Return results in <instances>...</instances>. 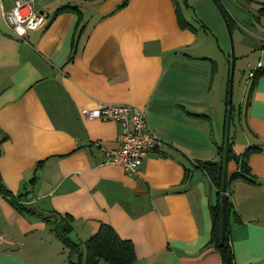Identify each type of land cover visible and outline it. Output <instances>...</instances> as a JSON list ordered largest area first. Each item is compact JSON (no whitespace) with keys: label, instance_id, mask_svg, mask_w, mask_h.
<instances>
[{"label":"crops","instance_id":"obj_1","mask_svg":"<svg viewBox=\"0 0 264 264\" xmlns=\"http://www.w3.org/2000/svg\"><path fill=\"white\" fill-rule=\"evenodd\" d=\"M230 1L257 10L263 32L257 38L264 41V15L258 12L264 0ZM1 3L9 7L12 1ZM35 3L46 20L22 37L7 27L0 9L4 185L13 194L27 191V201L39 210L70 215L74 240L86 239L100 222L110 224L131 240V264H223L208 243L214 188L195 165L226 153L214 133L217 95L209 84L214 62L195 20L181 27L175 0ZM63 3L77 6L79 24L74 11L50 18ZM251 46L258 47L253 69L261 68L264 42ZM99 100L142 107L158 135L135 173L101 162L97 143L118 146L121 126L81 116L82 107ZM242 114L244 135L227 142L232 154L224 159L225 171L238 168L235 157L248 145L259 149L247 157L248 178L227 186L232 264H264V72ZM222 119L224 128L225 107ZM65 247L45 221L17 211L0 194V264H68Z\"/></svg>","mask_w":264,"mask_h":264},{"label":"trees","instance_id":"obj_2","mask_svg":"<svg viewBox=\"0 0 264 264\" xmlns=\"http://www.w3.org/2000/svg\"><path fill=\"white\" fill-rule=\"evenodd\" d=\"M221 13L226 26L230 28L232 17H230L224 8L221 0H213ZM123 1L122 3H124ZM120 3V5L122 4ZM175 10L178 24L184 27L188 24L183 17L180 7L176 2ZM62 11H74L78 16V24L81 22L82 14L76 5L63 3L57 6L50 18ZM260 15H264V4L258 9ZM77 24V25H78ZM264 72V66L254 68L251 74V80L247 90V99L253 89L256 78ZM229 80V79H228ZM227 102V101H226ZM230 107V105H228ZM239 109L241 105L238 106ZM148 121V120H147ZM149 124V123H148ZM6 138V134L0 129V143ZM225 158L219 160L205 159L195 161V165L204 171L208 177L210 184L214 188L215 201L209 203V211L211 217L210 238L208 243L213 244L220 253L223 264L233 263V252L229 237V214L232 210V201L229 196L228 184L236 178H248L246 175L247 157L258 150L256 145H248L239 157H235L238 168L227 173L224 168V159L231 155L228 143H225ZM1 153V149H0ZM221 154V151L219 152ZM219 154V155H220ZM35 177H32V180ZM27 191L17 194L11 193L4 185L0 174V194L4 195L15 209L21 213L38 216L45 221L49 228L54 232L57 238L68 248L67 259L68 264H131L135 260L134 247L130 239L120 237L113 227L106 223L100 222L95 232L91 233L83 241L72 239L70 232L73 229L72 217L70 215H62L56 211L39 210L26 199ZM83 245L84 252L81 246Z\"/></svg>","mask_w":264,"mask_h":264},{"label":"rangeland","instance_id":"obj_3","mask_svg":"<svg viewBox=\"0 0 264 264\" xmlns=\"http://www.w3.org/2000/svg\"><path fill=\"white\" fill-rule=\"evenodd\" d=\"M221 2L233 19L230 28L226 26L213 0H177L183 17L189 22L195 20L198 34H204V50L214 62V71L209 75V84L217 95L214 98L217 106L214 133L218 144L222 143L224 146L228 141H241L244 135L242 112L249 87V76L252 74L249 71L253 69L258 58V47L253 49L251 45L255 41H264L257 38L263 32L258 23L260 21L257 22V10L252 5L230 0ZM199 20L206 25V30L199 27ZM65 248L63 249L67 256L68 248Z\"/></svg>","mask_w":264,"mask_h":264},{"label":"built area","instance_id":"obj_4","mask_svg":"<svg viewBox=\"0 0 264 264\" xmlns=\"http://www.w3.org/2000/svg\"><path fill=\"white\" fill-rule=\"evenodd\" d=\"M11 1V6L4 7L0 0V9L5 24L15 35L22 37L26 31L44 24L47 14L36 5L35 0ZM80 114L84 118L120 123L121 141L118 146L97 145L102 152V163L120 165L128 174L140 168L146 153L159 141L157 133L148 124L145 110L138 105L99 100L91 106L82 107Z\"/></svg>","mask_w":264,"mask_h":264},{"label":"water","instance_id":"obj_5","mask_svg":"<svg viewBox=\"0 0 264 264\" xmlns=\"http://www.w3.org/2000/svg\"><path fill=\"white\" fill-rule=\"evenodd\" d=\"M231 70H232V63H231Z\"/></svg>","mask_w":264,"mask_h":264}]
</instances>
